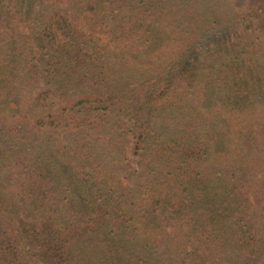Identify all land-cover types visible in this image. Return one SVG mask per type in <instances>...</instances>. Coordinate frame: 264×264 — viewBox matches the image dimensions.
<instances>
[{"label":"trees","instance_id":"trees-1","mask_svg":"<svg viewBox=\"0 0 264 264\" xmlns=\"http://www.w3.org/2000/svg\"><path fill=\"white\" fill-rule=\"evenodd\" d=\"M0 0V264H264V0Z\"/></svg>","mask_w":264,"mask_h":264},{"label":"rangeland","instance_id":"rangeland-1","mask_svg":"<svg viewBox=\"0 0 264 264\" xmlns=\"http://www.w3.org/2000/svg\"><path fill=\"white\" fill-rule=\"evenodd\" d=\"M43 0H40V5H39V7H38V14H39V11L42 9V7H43ZM41 8V9H40Z\"/></svg>","mask_w":264,"mask_h":264}]
</instances>
